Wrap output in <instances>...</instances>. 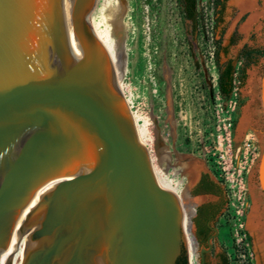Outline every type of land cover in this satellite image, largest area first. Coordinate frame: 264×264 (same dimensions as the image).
I'll return each instance as SVG.
<instances>
[{"label":"water","instance_id":"obj_1","mask_svg":"<svg viewBox=\"0 0 264 264\" xmlns=\"http://www.w3.org/2000/svg\"><path fill=\"white\" fill-rule=\"evenodd\" d=\"M100 4L0 0V264L42 187L23 264L189 260L177 199L93 33ZM261 100L264 117V74ZM257 174L264 195V146Z\"/></svg>","mask_w":264,"mask_h":264},{"label":"rangeland","instance_id":"obj_2","mask_svg":"<svg viewBox=\"0 0 264 264\" xmlns=\"http://www.w3.org/2000/svg\"><path fill=\"white\" fill-rule=\"evenodd\" d=\"M123 1L126 14L115 27L114 39L122 42L126 36L122 26L126 23L131 26L127 33L125 74L120 86L133 117L140 115L149 121L146 131L154 142L146 148L152 164L163 167L169 177L174 176L173 169L184 167L181 173L189 189L203 172H209L218 182L212 158V134L216 132L218 113L222 119L231 110V99L237 101L233 113L235 146H242L247 134L253 132L262 153L264 0H239L237 3L228 0L222 23L218 24L220 8L216 0H197L196 23L186 18L182 0ZM231 39L234 42L231 43ZM227 47L226 54L224 48ZM244 48L259 50L261 55L246 69V80L237 96L224 98L218 87L217 53L220 64L232 59L236 73L240 74L246 63L241 56ZM251 79L255 81L253 84ZM259 160L246 178V195L242 192L228 196L225 192L226 205L217 220L214 241H210L209 252L214 250L210 256L212 264H216L214 255L221 251L228 256L229 264H255L254 257L253 262L244 261L237 246L238 208L234 205H239L238 197H246V202L251 203L248 229L257 215L264 226V219L260 217L264 214V195L258 181ZM190 193L192 195V191ZM192 197L199 200L197 208L211 200L210 197ZM255 202L258 213L254 209ZM243 220L246 223V216Z\"/></svg>","mask_w":264,"mask_h":264},{"label":"bare ground","instance_id":"obj_3","mask_svg":"<svg viewBox=\"0 0 264 264\" xmlns=\"http://www.w3.org/2000/svg\"><path fill=\"white\" fill-rule=\"evenodd\" d=\"M125 9L126 4L123 0H101L98 13L92 23L93 33L109 54L120 85L122 83V76L125 74V57H127L125 52L127 50L128 42L127 33L130 30L131 23H126L125 25L122 24V27L125 28L126 32V36L122 42L114 39V34L116 25L125 17ZM250 81L251 84L255 82H253L252 79ZM120 87L122 88V86ZM129 102L131 101L129 100ZM133 119L139 142L145 146L153 144L154 138L146 131V126L149 124L148 119H145L140 115H135ZM141 120H143V123H139ZM152 168L171 189L177 199L181 214V226L187 243L190 264H200V247L197 242L196 229L193 222V218L196 213V206L199 203V200H194L191 197L189 188L186 187L187 185L183 181L182 173L185 168L173 169V177H169L167 171L164 170L163 167L157 168L154 164H152ZM42 176H44V174L40 175V177ZM42 193L43 187L37 192L28 206L16 233L11 240L7 252V264H23L31 248L35 246V244H30V236L32 234L33 225L32 216L42 198ZM254 209L258 213L259 207L256 202ZM261 220V218L258 219L257 215V220L253 219V221L249 224V228L257 239L258 251L264 255V229H262L264 226L262 227ZM258 264H264V262H262L261 255L259 256Z\"/></svg>","mask_w":264,"mask_h":264},{"label":"built area","instance_id":"obj_4","mask_svg":"<svg viewBox=\"0 0 264 264\" xmlns=\"http://www.w3.org/2000/svg\"><path fill=\"white\" fill-rule=\"evenodd\" d=\"M243 83L238 73H235L233 80V92L230 97L237 96L239 89ZM231 110L227 111L224 118H220L218 113V124L216 132L212 134V158L216 164V178L220 185L224 188L228 196L231 193L235 196L237 193L246 195L248 185L246 178L250 174L251 168L260 158V150L257 145V137L255 133H249L244 139L243 145L235 146V122L233 113L235 112L237 101L230 100ZM221 106V105H220ZM221 111L224 110L221 107ZM243 200V202H242ZM239 205L236 214L238 216V228L235 232L237 246L241 249L242 257L247 263L253 262V251L248 238L246 223L243 220L249 207L246 197H238ZM247 207V208H246ZM245 209V210H244Z\"/></svg>","mask_w":264,"mask_h":264},{"label":"trees","instance_id":"obj_5","mask_svg":"<svg viewBox=\"0 0 264 264\" xmlns=\"http://www.w3.org/2000/svg\"><path fill=\"white\" fill-rule=\"evenodd\" d=\"M227 1L228 0H216V4L220 8L219 18H217V24L222 23V16L226 8ZM182 3L186 18L192 21L193 23H196L198 20L197 0H182ZM224 51L226 53V49ZM260 55L261 53L259 50H253L250 48H245L243 50L241 56L245 59L246 63L239 74V77L243 84L246 80V69L251 64L256 63ZM217 59H218V67L220 71L219 82H218L219 92L224 98L228 99L230 98L234 89L233 80H234V75L236 73V68L234 65H232L231 62H228L226 66L220 64L218 53H217ZM203 183L205 185V188H201V185H203ZM203 194H211L222 198L220 209L216 211V215H221L226 205L225 191L222 188V186H220V184L215 180H212L209 175H205L202 178L201 182L198 184V186L192 191L193 196H199ZM212 206L213 204H201L197 208L196 216L194 218V224L196 227V237L201 246H206L207 243L208 227L206 225V222L209 217L208 216L209 208ZM176 264H189L188 255L185 248H183L181 255L176 261ZM222 264H229V259L226 253L223 254Z\"/></svg>","mask_w":264,"mask_h":264},{"label":"flooded vegetation","instance_id":"obj_6","mask_svg":"<svg viewBox=\"0 0 264 264\" xmlns=\"http://www.w3.org/2000/svg\"><path fill=\"white\" fill-rule=\"evenodd\" d=\"M232 42H234V40L233 39H231V43ZM226 49V54L228 53V47L227 48H224V50ZM245 49V48H244ZM243 49V50H244ZM243 50H242V52H243ZM242 52H241V55H242ZM228 62H231L232 63V65H234L233 64V60L232 59H229V60H227L224 64H222V65H224V66H226L227 64H228ZM205 175H209L210 176V178L212 179V180H215L214 178H213V176L209 173V172H203V173H201V176H200V179H199V181L196 183V185L193 187V189H195L197 186H198V184L201 182V180H202V178L205 176ZM207 181V180H206ZM216 181V180H215ZM217 182V181H216ZM219 183V182H218ZM220 184V183H219ZM221 186V185H220ZM189 188V187H188ZM201 188H205V185H204V183H203V185H201ZM223 188V187H222ZM193 189H192V191H193ZM224 189V188H223ZM225 191V190H224ZM190 192V191H189ZM190 195H191V193H190ZM191 197H192V195H191ZM195 197H210L211 198V200L210 201H207V202H205V203H203V204H213V206L212 207H210L209 208V213H208V219H207V222H206V225H207V227H208V239H207V243H206V246H201L200 244H199V246H200V248L201 249H203V248H205V249H209L210 248V245H209V241L212 239V237H214V235L216 234V223H217V220H218V218L220 217V215H216V211L217 210H219L220 209V206H221V202H222V198L221 197H218V196H214V195H211V194H203V195H199V196H195ZM225 197H226V193H225ZM194 200H198V199H196V198H194V197H192ZM226 200V199H225ZM199 204V203H198ZM198 204H197V206H198ZM197 206H196V212H197ZM250 211H251V203L249 204V208H248V210H247V213H246V223L248 222V220H249V218H248V216H249V213H250ZM195 216H196V213H195ZM195 216H194V218H195ZM194 218H193V222H194ZM195 225V224H194ZM247 227H246V229H247V232H248V238H249V241H250V244H251V248H252V251H253V256H254V262H255V264H258V261H259V256L261 255L262 256V262H264V255L262 254V253H260L259 251H258V249H257V239H256V237H255V235H253V233L251 232V230H250V228L248 229V223H247V225H246ZM195 229H196V227H195ZM254 239H255V242H254ZM213 241H214V239H213ZM213 249H212V252L210 253V252H206L204 255H202L201 253H200V257H201V262H200V264H212V262H211V260H210V256L212 255V253H213ZM223 254H224V252H219V253H216L215 255H214V257H215V262H216V264H222L223 263ZM258 256V257H257Z\"/></svg>","mask_w":264,"mask_h":264},{"label":"crops","instance_id":"obj_7","mask_svg":"<svg viewBox=\"0 0 264 264\" xmlns=\"http://www.w3.org/2000/svg\"><path fill=\"white\" fill-rule=\"evenodd\" d=\"M234 1V3H237L239 0H233ZM261 215V217L264 219V214L262 215V214H260Z\"/></svg>","mask_w":264,"mask_h":264}]
</instances>
